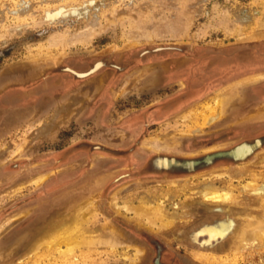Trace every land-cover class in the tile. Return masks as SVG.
I'll return each instance as SVG.
<instances>
[{
	"label": "rangeland",
	"instance_id": "obj_1",
	"mask_svg": "<svg viewBox=\"0 0 264 264\" xmlns=\"http://www.w3.org/2000/svg\"><path fill=\"white\" fill-rule=\"evenodd\" d=\"M255 43H264V0H0V264H148V249L132 238L122 222L159 236L180 250V256L191 264H264V243L235 251V236L218 244L212 240L213 246L208 247L194 240L199 226L228 216L236 217L241 225L244 215L260 213L257 206L259 195L264 193V152L258 154L260 158L257 155L256 160L232 168L179 180L131 181L112 185L106 192L99 188L113 172L104 166L106 156L95 153L90 157L87 198L82 185L64 192V197L43 207L46 215L58 206V201L65 203L63 212L42 227L36 223L37 216L28 217L31 211L26 209L30 204H25L41 196L55 199L57 191L48 185L55 174L86 167V158H81L39 174L54 165L55 154L82 140L124 145L123 138L131 135L120 125L124 118L168 97L165 91L171 89H153L148 84L157 64H137L136 60L131 61V55L156 47L214 50ZM168 53L160 52L149 59ZM103 58L126 59L130 66L137 65L116 80L111 103L106 107L96 99L111 77V69H101L97 75L78 81H72L70 71L59 70L70 64L86 67ZM98 62L100 66L104 63ZM93 65L81 72L67 68L77 75ZM55 77L58 79L54 84H49L48 80ZM250 77L256 78L249 83L264 79V74ZM154 80L155 77L151 79ZM244 80L225 86L213 98L189 110L187 116L184 113L144 127L141 133L148 138L143 145L147 140L156 145L154 138L176 137L178 146L172 151H182L180 140L209 129L216 114L207 105H213L216 95L235 88L238 94L228 110L238 99L240 87L248 83L243 84ZM156 90L160 93L153 94ZM44 94L48 97L42 98ZM261 106L264 103L256 111L262 113ZM248 179L257 182L255 191L242 189ZM206 185L231 189L237 200L210 202L200 191ZM73 193L79 196L73 198ZM142 199L163 201L168 216L152 226L138 222L121 207ZM88 200L94 206L87 208L90 213L86 228L99 236L114 237L118 242L115 247L97 245L91 251L84 248L76 253V259L65 260L54 251L52 261L44 248L31 251L44 233L69 223L67 214L73 207ZM204 238L206 235L197 236V241Z\"/></svg>",
	"mask_w": 264,
	"mask_h": 264
},
{
	"label": "flooded vegetation",
	"instance_id": "obj_2",
	"mask_svg": "<svg viewBox=\"0 0 264 264\" xmlns=\"http://www.w3.org/2000/svg\"><path fill=\"white\" fill-rule=\"evenodd\" d=\"M160 52L169 53L156 59H149ZM130 58L131 61L136 60L137 64H157L153 66L152 76L156 80L151 81V78L148 84L153 89L160 86L171 89L165 91V94H169L168 97L154 102L144 111L131 113L124 118L120 125L131 134L130 137L123 138L125 139L123 140L124 145L116 147L95 143L91 140H82L71 149L55 154L52 157L55 160L54 165L40 171L39 174L81 158H86L84 163L86 167L82 166L64 174H55V177L48 183L49 186L54 187L53 190L57 191L55 199L51 196H41L33 203H25L30 204L29 209H26L31 211L28 217H38L36 220L38 227L45 226L51 219L63 212L65 203L61 201H58V206L52 207L51 212L46 215L43 213V207H48L49 203L53 204L59 196L64 197V192L73 190L76 185H82V188L84 187L82 193L87 198L90 191L86 182L91 179L88 173L91 164L90 157L95 153L106 156L107 161L105 160L104 166L113 172L99 188L106 192L107 189L111 190L112 185L120 186L131 181L179 180L199 173L232 168L249 162L264 152V118H249V115L264 103V79L262 78V80L240 87L238 99L231 104L228 110L210 120L212 123L209 129L191 138L180 140L182 151L149 150V147L143 145L148 137L141 133L144 127L150 128L171 117L181 116L189 110H194L229 84L246 77L264 74V43L214 50L203 47H171L166 50L164 47H156L153 50L137 52ZM98 61H103V65L98 71L88 76L85 75L86 77L81 76L82 73L80 76L70 74L72 81H78L82 77L90 78L97 75L101 69H111L113 73L96 99L99 105L106 107L111 103L110 95L114 90L116 80L123 78L137 65L130 66V60L126 59L117 61L103 58L95 60L86 67H78L74 64L66 65V67L76 71L85 70ZM57 79L58 77L49 79L48 83L54 84ZM155 93H160V91L156 90L153 94ZM46 97H48L47 94L42 95V98ZM242 144H247L250 151L242 158L236 157L235 150ZM94 191L95 188H92L93 196L96 193ZM79 193H73L72 195L75 196L73 198L78 197ZM70 195H67L68 202ZM68 202H66L67 205L71 204ZM28 223L32 224L33 221L29 219ZM122 224L138 244L148 249L150 254L148 264H191L180 256L182 255L180 250L169 246L159 236L133 225L123 222Z\"/></svg>",
	"mask_w": 264,
	"mask_h": 264
},
{
	"label": "bare ground",
	"instance_id": "obj_3",
	"mask_svg": "<svg viewBox=\"0 0 264 264\" xmlns=\"http://www.w3.org/2000/svg\"><path fill=\"white\" fill-rule=\"evenodd\" d=\"M97 63L99 62H96L95 65L91 66L82 74L91 71L92 68L93 70H96L97 66H100V64ZM80 74L81 73L77 75ZM254 78L256 77H249L246 79L244 78L245 80L242 79L240 81L244 80V82L242 83L245 84L246 82L251 81ZM237 94V90L235 88H232L216 95V97L213 99V105H207L209 111L215 112L216 115H220L227 109L230 102L235 97H237ZM260 110L264 112V106H261ZM187 115L188 112L185 113L183 116ZM175 138H154L156 145L153 143V140H147L145 145L151 147L153 146L157 149L162 147L165 150L172 151L177 149L178 146V139ZM249 151L250 147L247 144L239 145L235 150V156L242 158ZM215 174H217L218 176V174L221 173ZM256 183L257 182L255 180L248 179L244 183H242V189H245L247 191H255ZM200 191L203 193L204 197H206L210 202L217 204L228 202L232 203L237 200V196H234L233 191L231 189L220 188L216 185H206L201 188ZM259 196L260 198L258 200L257 207L260 209V213H249L244 215V221L241 225H239V222L236 217L227 215L228 217L224 220L219 218L220 220H217V222H215L214 224L205 225L204 228L211 234L215 233L221 235L222 240L235 236L236 239L233 242V248L235 251L247 245L257 246L259 242L264 243V193ZM77 206L73 207V210L67 214V216L71 218L69 223L65 224V226L53 227V230L44 233L42 237H40V239L36 241L31 251L36 252L44 248L49 254L48 260L52 261L53 257L55 256V254L53 253L54 251L60 258L65 260L68 257L76 259V253L82 251L84 248H86L88 251H91L97 245H109L111 247H115L118 242L114 239V237L99 236L96 235L93 231H90L86 228V223L87 221H89L88 218L90 213L87 212V208L94 206L92 200H88L85 203L78 204ZM121 207L125 211L132 213L138 222L144 221L148 225L152 226L159 225V221L164 220V218L168 216V211L165 208L163 201L161 200L142 199L138 203H125ZM140 251L141 250L138 247L137 253H140ZM124 257L126 259L129 258V256L126 255Z\"/></svg>",
	"mask_w": 264,
	"mask_h": 264
},
{
	"label": "water",
	"instance_id": "obj_4",
	"mask_svg": "<svg viewBox=\"0 0 264 264\" xmlns=\"http://www.w3.org/2000/svg\"><path fill=\"white\" fill-rule=\"evenodd\" d=\"M99 68V67H98ZM59 70H66V71H70L72 74H74L75 76H80V75H76L75 73H74V71L73 70H71L70 68H67V67H62V68H59ZM97 70V69H96ZM39 70H37V73H40L41 72V70L38 72ZM95 71V69L93 70V68L91 69V71H89V72H87V73H84V74H82L81 76H85V75H88V74H90V73H92V72H94ZM98 146H96V148H97ZM217 222V221H216ZM206 225H208V224H206ZM204 226L205 225H203V226H199L195 231H194V240H196V243H198L199 245H201V246H213V245H211V241L213 240L214 242H216V244H218V243H220L221 241H223L222 240V237H221V235H216L215 233H213V234H211L209 231H207L205 228H204ZM200 235H206V238H204V239H202V241L201 242H198L197 241V236H200Z\"/></svg>",
	"mask_w": 264,
	"mask_h": 264
},
{
	"label": "crops",
	"instance_id": "obj_5",
	"mask_svg": "<svg viewBox=\"0 0 264 264\" xmlns=\"http://www.w3.org/2000/svg\"><path fill=\"white\" fill-rule=\"evenodd\" d=\"M257 81V80H256ZM255 82V81H254ZM249 118H264V112H260V111H256L254 110L250 115H249ZM261 155V153L259 154ZM257 156V158H260V156ZM255 158V160L257 159Z\"/></svg>",
	"mask_w": 264,
	"mask_h": 264
}]
</instances>
